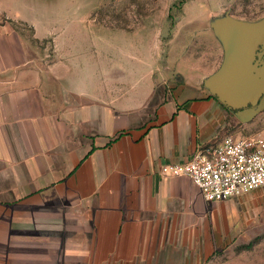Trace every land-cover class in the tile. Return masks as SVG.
I'll return each mask as SVG.
<instances>
[{
	"label": "crops",
	"instance_id": "obj_1",
	"mask_svg": "<svg viewBox=\"0 0 264 264\" xmlns=\"http://www.w3.org/2000/svg\"><path fill=\"white\" fill-rule=\"evenodd\" d=\"M0 12V264H204L234 236L217 213L227 203L160 168L243 135L203 85L221 63L156 38L160 53L121 84L116 53L81 67L47 24ZM181 63L198 74L175 78Z\"/></svg>",
	"mask_w": 264,
	"mask_h": 264
},
{
	"label": "rangeland",
	"instance_id": "obj_2",
	"mask_svg": "<svg viewBox=\"0 0 264 264\" xmlns=\"http://www.w3.org/2000/svg\"><path fill=\"white\" fill-rule=\"evenodd\" d=\"M0 7L47 24L57 52L72 56L81 67L95 66L99 54L109 58L116 53L121 84H128L126 70L138 66L137 57L160 53L156 38L167 53L176 45L178 52H191L202 63L212 60L218 66L223 48L214 31L216 21L232 17L255 22L264 17V0H0ZM96 19L107 28L94 23ZM5 22L9 20L0 12V23ZM13 27L32 41L29 25L18 21ZM42 44L49 49L50 44ZM71 60L66 61L68 67ZM173 71L175 78L198 74L191 63H181ZM242 124L247 125H242L243 135L264 137V111ZM226 201L217 213L224 227L234 229V236L224 238L204 264H264V189Z\"/></svg>",
	"mask_w": 264,
	"mask_h": 264
},
{
	"label": "water",
	"instance_id": "obj_3",
	"mask_svg": "<svg viewBox=\"0 0 264 264\" xmlns=\"http://www.w3.org/2000/svg\"><path fill=\"white\" fill-rule=\"evenodd\" d=\"M214 31L223 48L219 68L203 82L241 123L264 111V17L255 22L227 17Z\"/></svg>",
	"mask_w": 264,
	"mask_h": 264
},
{
	"label": "built area",
	"instance_id": "obj_4",
	"mask_svg": "<svg viewBox=\"0 0 264 264\" xmlns=\"http://www.w3.org/2000/svg\"><path fill=\"white\" fill-rule=\"evenodd\" d=\"M160 173L187 177L205 202L218 203L264 188V137L232 135L198 149L182 164H166Z\"/></svg>",
	"mask_w": 264,
	"mask_h": 264
},
{
	"label": "trees",
	"instance_id": "obj_5",
	"mask_svg": "<svg viewBox=\"0 0 264 264\" xmlns=\"http://www.w3.org/2000/svg\"><path fill=\"white\" fill-rule=\"evenodd\" d=\"M214 99H216L215 97H213ZM223 107H224V105H223ZM225 109H227V108H225ZM228 110V109H227Z\"/></svg>",
	"mask_w": 264,
	"mask_h": 264
}]
</instances>
